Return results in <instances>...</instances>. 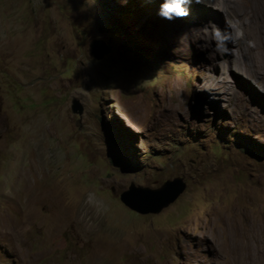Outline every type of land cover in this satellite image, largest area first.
<instances>
[{"label":"rangeland","instance_id":"obj_1","mask_svg":"<svg viewBox=\"0 0 264 264\" xmlns=\"http://www.w3.org/2000/svg\"><path fill=\"white\" fill-rule=\"evenodd\" d=\"M158 8L0 0V264H264V0Z\"/></svg>","mask_w":264,"mask_h":264},{"label":"water","instance_id":"obj_2","mask_svg":"<svg viewBox=\"0 0 264 264\" xmlns=\"http://www.w3.org/2000/svg\"><path fill=\"white\" fill-rule=\"evenodd\" d=\"M90 55L94 60H101L108 48L101 40H92L89 44ZM70 110L80 115L82 106L79 101L72 100ZM185 183L181 178L168 180L158 189L137 188L131 185L128 190L120 194L121 203L131 211L140 214H158L162 209L172 204L185 190Z\"/></svg>","mask_w":264,"mask_h":264},{"label":"clouds","instance_id":"obj_3","mask_svg":"<svg viewBox=\"0 0 264 264\" xmlns=\"http://www.w3.org/2000/svg\"><path fill=\"white\" fill-rule=\"evenodd\" d=\"M193 2L200 3L201 0H159V8L157 11V15L161 19L169 21V22H172L174 20H179V19H185L190 15L189 5H191ZM102 11L105 13V8H103ZM121 12L123 11L121 10ZM108 14H109V10H108ZM110 14H114L113 11H111ZM115 21L116 20H113L114 23ZM210 27L215 37H220L222 35L221 30L216 25L213 24ZM216 50L219 51L218 45L216 47Z\"/></svg>","mask_w":264,"mask_h":264},{"label":"bare ground","instance_id":"obj_4","mask_svg":"<svg viewBox=\"0 0 264 264\" xmlns=\"http://www.w3.org/2000/svg\"><path fill=\"white\" fill-rule=\"evenodd\" d=\"M204 1H205V0H204ZM210 2H211V1H210ZM210 2H209V3H210ZM206 3H207V2H206Z\"/></svg>","mask_w":264,"mask_h":264}]
</instances>
